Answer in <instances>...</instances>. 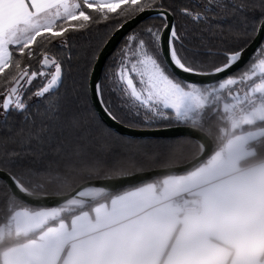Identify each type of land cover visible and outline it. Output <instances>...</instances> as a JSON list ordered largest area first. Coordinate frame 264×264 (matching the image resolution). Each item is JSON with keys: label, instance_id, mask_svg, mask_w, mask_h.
<instances>
[{"label": "snow or ice", "instance_id": "6c2138e0", "mask_svg": "<svg viewBox=\"0 0 264 264\" xmlns=\"http://www.w3.org/2000/svg\"><path fill=\"white\" fill-rule=\"evenodd\" d=\"M249 29L264 34V0H0V126L19 116L16 135L42 146L87 136L95 104L122 128L155 123L241 62Z\"/></svg>", "mask_w": 264, "mask_h": 264}, {"label": "crops", "instance_id": "0c3cea01", "mask_svg": "<svg viewBox=\"0 0 264 264\" xmlns=\"http://www.w3.org/2000/svg\"><path fill=\"white\" fill-rule=\"evenodd\" d=\"M259 92L264 78L235 96ZM263 119L264 107H256L248 123ZM263 135L264 126L237 134L188 173L136 185L48 225L5 249L0 264H264V160L240 165L255 152L248 143ZM181 193L198 209H174ZM49 213L18 210L14 228L34 231Z\"/></svg>", "mask_w": 264, "mask_h": 264}, {"label": "trees", "instance_id": "16d2710c", "mask_svg": "<svg viewBox=\"0 0 264 264\" xmlns=\"http://www.w3.org/2000/svg\"><path fill=\"white\" fill-rule=\"evenodd\" d=\"M249 35L255 36V33L249 29ZM86 45V38H78L77 47L73 50L74 58L81 46ZM254 55H258V49L252 56ZM260 63H264V60L248 61L241 69L219 82L191 89L189 92L195 93L202 103L182 115L170 107L157 113L155 117L157 122L131 127L157 128L179 124L196 126L211 137L216 151L231 137L264 126L263 119L232 127L228 118L229 105L237 90H246L264 78V71L258 70ZM229 79L234 81L225 82ZM92 116L93 113L90 112L87 136L78 137L73 134L67 138H60V143L42 146L35 142L21 141L16 135L22 126L21 118L11 116L9 127L0 126V168L11 173L34 193L63 194L91 179L181 165L193 159L201 150L200 143L190 136L135 138L117 131L109 132L101 123L103 120L99 115L95 119H92ZM247 146L254 148L255 152L243 159L240 162L241 166H249L264 160V135L249 142ZM135 186L117 190L84 206L51 208L33 206L21 201L10 191L6 182L0 179V228L4 226V234L0 237V258L5 249L37 236L48 225L60 220L70 221L74 214L92 208L96 203ZM21 209L32 211L55 209L58 213L34 231L17 233L13 225V216Z\"/></svg>", "mask_w": 264, "mask_h": 264}, {"label": "water", "instance_id": "95a60500", "mask_svg": "<svg viewBox=\"0 0 264 264\" xmlns=\"http://www.w3.org/2000/svg\"><path fill=\"white\" fill-rule=\"evenodd\" d=\"M254 37L255 39H253L250 46H248L247 51L244 54V58L241 62H238L232 69L223 73V75L211 78L209 81L200 85H208L219 82L232 73L236 72L237 70L241 69L258 49L260 43L264 39V34H261L260 36L255 35ZM120 39L121 38L118 37L108 46L104 55L105 60L115 50ZM102 71L103 62L98 67L96 75L100 76L102 74ZM183 75L187 76V74ZM94 108L101 119L106 122L108 126L115 128L116 131L121 134L135 138L190 136L195 138L200 143V153L190 161L181 165L154 168L115 177L87 180L76 186L71 191L63 194L34 193L23 186L11 173L0 168V179L6 182L10 191L17 198L29 205L38 207L54 208L84 206L117 190L135 186L157 177L171 174L188 173L200 166L206 159H208L212 155L214 151V142L211 137L205 131L196 126L179 124L157 128H145L147 130L136 131V127L122 128L120 125L115 124L113 121L109 120L108 117L104 114L103 110L100 109L99 104H95Z\"/></svg>", "mask_w": 264, "mask_h": 264}, {"label": "built area", "instance_id": "2783aa9c", "mask_svg": "<svg viewBox=\"0 0 264 264\" xmlns=\"http://www.w3.org/2000/svg\"><path fill=\"white\" fill-rule=\"evenodd\" d=\"M256 107H264V92L251 93L245 98L235 96L228 109L229 123L232 127L249 122V115ZM174 209H198V204L190 202L186 194H178L172 200Z\"/></svg>", "mask_w": 264, "mask_h": 264}, {"label": "rangeland", "instance_id": "374dc122", "mask_svg": "<svg viewBox=\"0 0 264 264\" xmlns=\"http://www.w3.org/2000/svg\"><path fill=\"white\" fill-rule=\"evenodd\" d=\"M258 70L259 71H261V70L264 71V63H260V65L258 66ZM233 81H234V79H229V80H227L225 82H233ZM192 97L197 98L198 96L195 93H193V92H191V93L189 92V94L179 97L175 101V103L172 106V108H174L179 115H182V113H185L186 111H188L190 109L198 107L202 103V101L199 99L200 101H197V102L192 101V102H190ZM57 213H58V210L50 209V213H49L47 221L52 219V218H54ZM3 234H4V226L2 228H0V237H2Z\"/></svg>", "mask_w": 264, "mask_h": 264}]
</instances>
